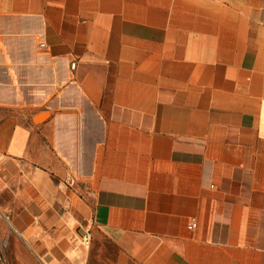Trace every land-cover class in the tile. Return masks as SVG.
<instances>
[{
    "label": "crops",
    "instance_id": "1",
    "mask_svg": "<svg viewBox=\"0 0 264 264\" xmlns=\"http://www.w3.org/2000/svg\"><path fill=\"white\" fill-rule=\"evenodd\" d=\"M0 110V246L264 264V0H0Z\"/></svg>",
    "mask_w": 264,
    "mask_h": 264
},
{
    "label": "rangeland",
    "instance_id": "2",
    "mask_svg": "<svg viewBox=\"0 0 264 264\" xmlns=\"http://www.w3.org/2000/svg\"><path fill=\"white\" fill-rule=\"evenodd\" d=\"M9 115H11L10 112L0 110V118ZM2 250L3 258L0 260V264H9L7 258L10 259V264H34V262L24 254L23 247L13 233L3 242Z\"/></svg>",
    "mask_w": 264,
    "mask_h": 264
},
{
    "label": "built area",
    "instance_id": "3",
    "mask_svg": "<svg viewBox=\"0 0 264 264\" xmlns=\"http://www.w3.org/2000/svg\"><path fill=\"white\" fill-rule=\"evenodd\" d=\"M42 46H45V43L41 44ZM0 218H2V214L0 212ZM198 225L196 219H191V221L188 224V228L189 229H194L196 228ZM91 243H92V235H91V231L90 230H86L85 233L82 236V245L86 248L89 249L91 247ZM3 258V250H2V246H0V260H2ZM82 264H92V263H82Z\"/></svg>",
    "mask_w": 264,
    "mask_h": 264
}]
</instances>
